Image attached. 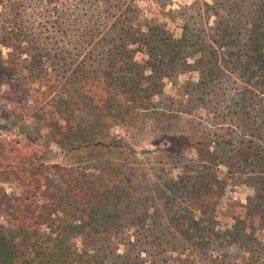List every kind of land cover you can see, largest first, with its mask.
<instances>
[{
    "label": "rangeland",
    "instance_id": "obj_1",
    "mask_svg": "<svg viewBox=\"0 0 264 264\" xmlns=\"http://www.w3.org/2000/svg\"><path fill=\"white\" fill-rule=\"evenodd\" d=\"M263 3L0 0V154L10 146L33 149L39 158L34 162L94 175L119 165L135 181L131 191L142 182L150 198L130 216L133 222L118 229L120 262L177 264L189 258L192 264H264V152L252 155L264 149V122L259 133L255 129L264 113V51L262 57L256 52L264 45ZM150 26L164 27L174 38L187 32L193 46L180 67L165 74L159 90L145 101L130 102L134 106L123 120L110 119L107 135L87 130L98 110L92 107L71 117L74 126L67 124L66 110L75 93L82 95V79L110 82L107 73L129 63L112 50L121 36L134 50L133 62L144 67L149 58L136 41ZM213 67L215 76L205 79ZM258 137L261 142L253 140ZM3 178L0 188L16 195L15 175ZM156 189L162 197L175 194L174 207L186 214L184 226L194 236L202 235V228L208 245H184L183 252L174 247L177 236L169 244L172 251L165 244L157 257L148 253L152 245L134 247L136 234L149 230L156 213L164 217L161 232H181L180 227L166 228L168 213L154 197ZM14 228L0 210V230ZM235 231L242 240L230 237Z\"/></svg>",
    "mask_w": 264,
    "mask_h": 264
},
{
    "label": "trees",
    "instance_id": "obj_2",
    "mask_svg": "<svg viewBox=\"0 0 264 264\" xmlns=\"http://www.w3.org/2000/svg\"><path fill=\"white\" fill-rule=\"evenodd\" d=\"M66 1L46 0L47 4L55 5ZM122 37L113 45L112 50L121 55V60L127 58L129 63L125 64V68L119 67L120 71L113 69L107 73L106 78L110 82H99L95 78L82 79V95L75 93V101L66 110L67 124L74 126L71 117L92 107L98 110L87 130L94 135L105 131L107 135L109 120H123L134 106L129 105L130 102L145 101L147 96L157 92L165 74L178 69L193 46L187 32L174 38V34L164 27L150 26L148 32L138 33L136 41L141 52H146L149 58L141 67L133 62L134 50L129 49V40ZM263 51L264 45L256 47L260 57ZM146 69L150 70L149 75H146ZM213 76L214 67L204 77L210 80ZM118 91H121L120 95ZM51 104L57 114L63 113V108L56 105L54 99ZM259 116L263 117V121L255 127L257 133L263 128L264 113ZM257 133L250 130L252 136ZM253 140L261 142L260 137ZM262 152L264 149L252 155L258 157ZM34 153L33 149L25 151L10 146L0 154V181L5 179L4 175H15L18 186V193L13 196H8L0 188L1 214L15 224L13 230H0V264H129L120 262L124 256L118 253L121 245L118 229L133 222L130 216L149 200L150 196L143 190V183L136 182L139 187L131 191L135 181L125 176L119 165L113 170H106L104 174L94 175L81 168L34 162L39 159ZM11 163H15L18 168L14 170ZM205 184H202V189L209 186ZM154 192V197L162 202L168 213L166 228L180 227L181 232L179 235L161 232L160 220L164 217L156 213V217L150 219L149 230L142 228L136 234L134 247L138 243L152 245L148 253L157 257L163 253L160 248L165 244L169 246L168 252L172 251L169 244L177 236L179 241L174 247H181L183 252L186 250L184 245L192 249H203L209 244L210 239L204 235L206 233L202 228L199 229L202 235L194 236L189 226H184L188 224L186 214L174 207L175 194L162 197L160 189ZM204 204L207 203H203V208ZM210 223L208 221V225ZM40 228L47 229L50 234L47 236ZM230 235L235 241L243 239L240 231ZM129 240H132L130 236ZM135 254L141 257L142 251L137 249ZM177 264H192V260L184 258Z\"/></svg>",
    "mask_w": 264,
    "mask_h": 264
},
{
    "label": "water",
    "instance_id": "obj_3",
    "mask_svg": "<svg viewBox=\"0 0 264 264\" xmlns=\"http://www.w3.org/2000/svg\"><path fill=\"white\" fill-rule=\"evenodd\" d=\"M140 153L141 154H149V153H151V151L150 150H142Z\"/></svg>",
    "mask_w": 264,
    "mask_h": 264
}]
</instances>
